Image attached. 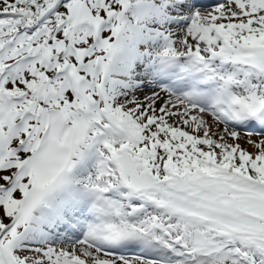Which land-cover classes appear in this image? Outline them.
Segmentation results:
<instances>
[{"label": "snow or ice", "instance_id": "snow-or-ice-1", "mask_svg": "<svg viewBox=\"0 0 264 264\" xmlns=\"http://www.w3.org/2000/svg\"><path fill=\"white\" fill-rule=\"evenodd\" d=\"M0 264H264V0H0Z\"/></svg>", "mask_w": 264, "mask_h": 264}]
</instances>
